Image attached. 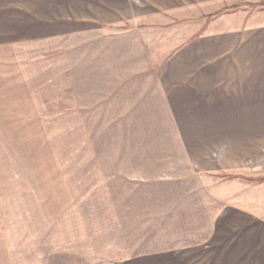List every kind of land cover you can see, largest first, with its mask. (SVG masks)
<instances>
[{
    "label": "rangeland",
    "instance_id": "1",
    "mask_svg": "<svg viewBox=\"0 0 264 264\" xmlns=\"http://www.w3.org/2000/svg\"><path fill=\"white\" fill-rule=\"evenodd\" d=\"M128 3L0 4V264H264V102L174 117L152 92L192 36L257 40L264 0Z\"/></svg>",
    "mask_w": 264,
    "mask_h": 264
},
{
    "label": "crops",
    "instance_id": "2",
    "mask_svg": "<svg viewBox=\"0 0 264 264\" xmlns=\"http://www.w3.org/2000/svg\"><path fill=\"white\" fill-rule=\"evenodd\" d=\"M3 1L6 0H0V4ZM124 2L129 4L128 0ZM36 20L45 21L38 17ZM40 25L31 16L29 22L21 26L27 32ZM254 33L258 39H250L243 45L238 43L245 40V32L238 36L225 32L192 36L168 56L167 71L152 92L166 97L175 112L174 117L198 115V112L200 116H217L206 111L250 110L253 103L264 102V31ZM125 253L129 251L124 252L123 245L122 254L110 258L109 264H158L167 258L173 264H178V258L209 262L205 254H196L198 261L182 260L186 254L176 252L137 251L132 256Z\"/></svg>",
    "mask_w": 264,
    "mask_h": 264
},
{
    "label": "trees",
    "instance_id": "3",
    "mask_svg": "<svg viewBox=\"0 0 264 264\" xmlns=\"http://www.w3.org/2000/svg\"><path fill=\"white\" fill-rule=\"evenodd\" d=\"M222 12V9L217 13V14H219V13H221ZM214 15V13L213 14H209V15H207L208 16V18H210L211 16H213ZM254 180H256V181H263L264 180V176H262V177H259V178H255Z\"/></svg>",
    "mask_w": 264,
    "mask_h": 264
}]
</instances>
